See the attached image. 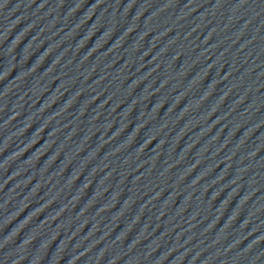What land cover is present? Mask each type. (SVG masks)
<instances>
[{
  "label": "water",
  "instance_id": "95a60500",
  "mask_svg": "<svg viewBox=\"0 0 264 264\" xmlns=\"http://www.w3.org/2000/svg\"><path fill=\"white\" fill-rule=\"evenodd\" d=\"M7 264H264V0H82Z\"/></svg>",
  "mask_w": 264,
  "mask_h": 264
}]
</instances>
